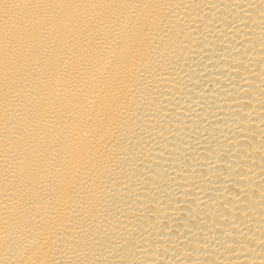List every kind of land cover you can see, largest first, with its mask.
<instances>
[{"label":"bare ground","instance_id":"obj_1","mask_svg":"<svg viewBox=\"0 0 264 264\" xmlns=\"http://www.w3.org/2000/svg\"><path fill=\"white\" fill-rule=\"evenodd\" d=\"M0 264H264V0H0Z\"/></svg>","mask_w":264,"mask_h":264}]
</instances>
